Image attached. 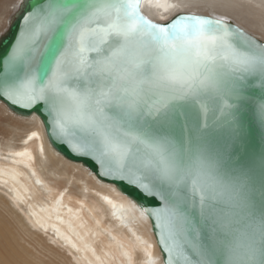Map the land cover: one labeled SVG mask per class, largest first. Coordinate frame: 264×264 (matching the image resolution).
Wrapping results in <instances>:
<instances>
[{
	"label": "snow or ice",
	"instance_id": "obj_1",
	"mask_svg": "<svg viewBox=\"0 0 264 264\" xmlns=\"http://www.w3.org/2000/svg\"><path fill=\"white\" fill-rule=\"evenodd\" d=\"M141 2L12 0L0 104L119 186L162 264H264V0Z\"/></svg>",
	"mask_w": 264,
	"mask_h": 264
},
{
	"label": "bare ground",
	"instance_id": "obj_2",
	"mask_svg": "<svg viewBox=\"0 0 264 264\" xmlns=\"http://www.w3.org/2000/svg\"><path fill=\"white\" fill-rule=\"evenodd\" d=\"M11 2L0 0V32L12 14ZM211 2L145 0L143 12L160 22L180 12L221 14ZM176 4L181 6L172 7ZM2 120L9 133L0 137V186L32 227L48 233L78 264H162L150 218L141 216L115 184L54 149L40 121L0 104Z\"/></svg>",
	"mask_w": 264,
	"mask_h": 264
},
{
	"label": "rangeland",
	"instance_id": "obj_3",
	"mask_svg": "<svg viewBox=\"0 0 264 264\" xmlns=\"http://www.w3.org/2000/svg\"><path fill=\"white\" fill-rule=\"evenodd\" d=\"M203 14V13H202ZM0 121V137L8 135ZM78 264L71 252L56 244L48 233L32 227L0 186V264Z\"/></svg>",
	"mask_w": 264,
	"mask_h": 264
},
{
	"label": "water",
	"instance_id": "obj_4",
	"mask_svg": "<svg viewBox=\"0 0 264 264\" xmlns=\"http://www.w3.org/2000/svg\"><path fill=\"white\" fill-rule=\"evenodd\" d=\"M144 1L145 0H142V2H141V11L143 12V3H144ZM180 13H182V12H180ZM185 13H187V12H185ZM196 13V12H195ZM143 14L146 16V17H148L149 19H151V20H153L154 22H159V23H163V22H168V21H170L172 18H174L177 14H179V13H177V14H175L174 16H172L171 18H169L168 20H166V21H163V22H160V21H157V20H154V19H152V18H150L148 15H146L144 12H143ZM198 14H202V13H198ZM7 37H5V43H7ZM10 107V106H9ZM15 110H13V112H14ZM44 128H45V131H46V135H47V137H48V139H49V142L51 143V145H52V147L54 148V149H56L60 154H62L64 157H66L58 148H57V146L52 142V140H51V138H50V136L48 135V130H47V127H46V125H44ZM67 159H69V160H71V161H73L72 159H70V158H68V157H66ZM74 162H76V161H74ZM94 173V172H93ZM95 174V173H94ZM97 176V175H96ZM98 177V176H97ZM100 180H102L100 177H98ZM102 181H105V182H109V183H111L110 181H108V180H102ZM117 186V185H116ZM118 188H119V186H117ZM152 224V223H151ZM152 231L154 232V235H155V238H156V240H157V237H156V234H155V230H154V228L152 227ZM157 244H158V241H157ZM158 246H159V244H158ZM159 249H160V247H159ZM160 251H161V249H160ZM161 254H162V258H163V253L161 252Z\"/></svg>",
	"mask_w": 264,
	"mask_h": 264
}]
</instances>
